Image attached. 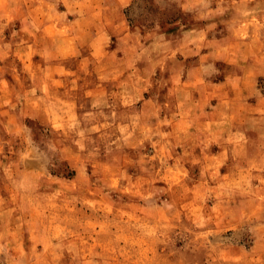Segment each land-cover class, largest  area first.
I'll list each match as a JSON object with an SVG mask.
<instances>
[{
    "label": "clouds",
    "instance_id": "clouds-1",
    "mask_svg": "<svg viewBox=\"0 0 264 264\" xmlns=\"http://www.w3.org/2000/svg\"><path fill=\"white\" fill-rule=\"evenodd\" d=\"M0 264H264V0H0Z\"/></svg>",
    "mask_w": 264,
    "mask_h": 264
}]
</instances>
